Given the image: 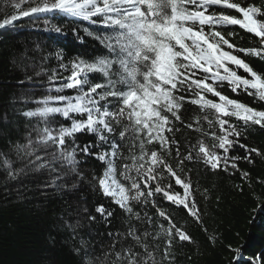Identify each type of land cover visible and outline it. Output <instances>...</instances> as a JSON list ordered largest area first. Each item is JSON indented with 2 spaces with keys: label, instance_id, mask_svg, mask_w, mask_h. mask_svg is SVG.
Returning a JSON list of instances; mask_svg holds the SVG:
<instances>
[{
  "label": "snow or ice",
  "instance_id": "snow-or-ice-1",
  "mask_svg": "<svg viewBox=\"0 0 264 264\" xmlns=\"http://www.w3.org/2000/svg\"><path fill=\"white\" fill-rule=\"evenodd\" d=\"M8 8L0 15V30L11 31L27 18L37 30L34 22L42 20L43 31L66 38L68 23L77 46L89 37L100 50L91 56L77 53L70 68L57 54L58 69L46 78L26 73L44 91L31 101L35 107L19 111L25 134L0 136L6 178L46 175V188L69 197L87 186L119 209L125 227L107 233L112 242L97 255L91 234L82 232L83 220L93 222L99 215L107 222L115 211L99 203L95 214L85 208L82 216L69 205L58 227L71 241L77 264H176L177 246L197 241L174 212L208 233L197 200L198 191L207 200L208 189L193 184L187 165L200 163L206 171L230 177L239 173L237 188L243 192L253 180L241 160L252 164L253 153L264 156L241 143L248 127L264 129V110L220 90L226 84L236 95L264 102V69L246 59L264 61V0H9ZM231 26L251 34L259 46L238 47L230 39L236 36ZM9 127L5 113L0 129ZM182 127L195 140L183 152L176 135ZM83 136L87 143H81ZM237 147L243 156L231 154ZM88 157L102 171H85ZM256 183L264 185V177ZM149 204L155 210L151 216ZM257 216L264 219V201L257 203L249 223ZM207 239L215 245L217 236L207 234ZM227 250L235 253L232 264H241L247 249L229 244ZM244 264H264V250Z\"/></svg>",
  "mask_w": 264,
  "mask_h": 264
},
{
  "label": "trees",
  "instance_id": "trees-1",
  "mask_svg": "<svg viewBox=\"0 0 264 264\" xmlns=\"http://www.w3.org/2000/svg\"><path fill=\"white\" fill-rule=\"evenodd\" d=\"M261 2L262 0H255L257 4ZM8 4L9 0H0V15L10 11ZM34 23L40 26V30L33 27V21L27 18L11 31L0 30V118L7 113L10 121L9 129H0V136L4 139L9 132L14 139L25 134L27 124L25 118L19 115V111L35 107L31 101L44 91L28 81L26 73L36 80H39L37 73L46 78L53 68L58 69L59 61L55 59L57 54L65 57L64 63L69 64L70 68V61L76 58L77 53L91 56L100 50L98 42L89 37H85L83 45L77 46L68 23H65L66 38L43 31L42 20ZM230 30L236 33V36L230 39H233L238 47L259 46L251 34L245 33L238 26H231ZM80 35H84L82 30ZM60 45H63V49ZM240 55L244 58L242 53ZM41 56L44 57L43 60ZM246 59L251 60L257 69H264V61L256 57ZM60 71L62 75L69 74ZM18 81L24 83L20 84ZM220 90L230 98L238 99L257 110H264V102H259L246 93L236 95L226 84ZM187 115L191 117L195 113ZM231 120L243 131L240 122L235 118ZM203 126L207 129L206 123ZM176 135L181 142L182 152L188 147L190 140L191 143H195L190 137L189 130L183 127ZM88 140L87 136L81 137L82 144ZM205 142L212 144L210 137L205 138ZM2 143L0 140V144ZM241 143L248 148H257L264 152V129L255 125L248 127L244 131ZM231 154L243 156L244 151L237 147ZM252 156L254 163L249 164L243 160L240 162V167L248 170L253 180L251 186L243 185V192L237 188L241 184L239 173L230 177L222 171L215 174L206 171L200 163L187 165L191 168L193 184L198 185L200 191L208 189V199L204 200L198 191L197 200L204 213L202 218L204 226L208 229L207 234H215L217 240L215 245L211 244L200 225L187 218L184 213L174 212L176 219L184 224L197 241L196 244L186 243L183 247L177 246L176 264H232L235 253L227 250L229 244L233 248L246 244L247 250L243 253L244 259L241 264L251 259L253 254L264 250V219L257 216L256 223H249L257 203L264 201V185L256 183L258 178L264 177V156H256L255 153ZM83 167L88 172L102 171L99 162L92 157H88V162ZM46 178V175L30 172L17 180L7 179L3 166L0 165V264H77V257L71 251V241L58 227L61 220L66 217L69 205L73 209H78L82 216L85 208L95 214V206L99 203L115 211V215L107 222L99 215L93 222L83 220L82 232L91 234L90 247L96 249L97 255L101 253L102 248H106L112 242L107 233L123 231L125 223L119 209L102 194L85 186L81 192L70 197L65 196L52 188H46L44 186ZM176 190L182 193V190L178 188ZM254 197H259V200ZM146 211L150 216L155 212L150 204Z\"/></svg>",
  "mask_w": 264,
  "mask_h": 264
}]
</instances>
